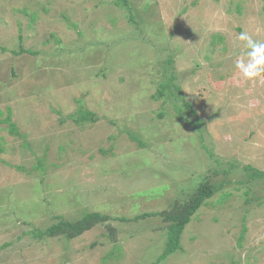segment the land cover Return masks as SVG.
<instances>
[{"label": "rangeland", "instance_id": "1", "mask_svg": "<svg viewBox=\"0 0 264 264\" xmlns=\"http://www.w3.org/2000/svg\"><path fill=\"white\" fill-rule=\"evenodd\" d=\"M116 1L0 0V264L155 263L206 177L159 264H264V78L234 65L264 0Z\"/></svg>", "mask_w": 264, "mask_h": 264}, {"label": "trees", "instance_id": "2", "mask_svg": "<svg viewBox=\"0 0 264 264\" xmlns=\"http://www.w3.org/2000/svg\"><path fill=\"white\" fill-rule=\"evenodd\" d=\"M116 4L123 7H128L129 0H117ZM23 52L30 53L31 51L29 49H24V48H21L19 52L14 51V53H18V54ZM32 53H37V51H33ZM176 88L178 89V87ZM188 106L191 107L190 104ZM90 115L91 113L89 112H82L80 117L89 118ZM13 128H15L14 125ZM262 175H264V172L254 173V175H252V178L257 176L260 178ZM221 188L222 187L220 185L213 183L209 179V177H206L205 180H202L199 183L195 194L188 202L184 204L181 210H177V211H173L172 213L165 214V218L170 222L167 227V240L165 242V246L163 248L162 254L157 259V262L152 264H159L160 261L165 260L169 255L175 253L177 250L181 248V237L187 224L191 221L192 217L200 209V207L207 200L213 197ZM151 214L152 213H142L136 216L134 219L138 220L141 218H146ZM111 218L112 216L97 211L87 212L77 221L60 219L58 222L52 224L45 230L39 232L37 235L40 237L42 236L54 237L57 235H63L68 239H73L83 234L87 230L91 229L96 223L104 222Z\"/></svg>", "mask_w": 264, "mask_h": 264}, {"label": "clouds", "instance_id": "3", "mask_svg": "<svg viewBox=\"0 0 264 264\" xmlns=\"http://www.w3.org/2000/svg\"><path fill=\"white\" fill-rule=\"evenodd\" d=\"M238 39L244 42L247 51L235 59V68L245 80L264 78V41L253 39L247 32H241Z\"/></svg>", "mask_w": 264, "mask_h": 264}]
</instances>
